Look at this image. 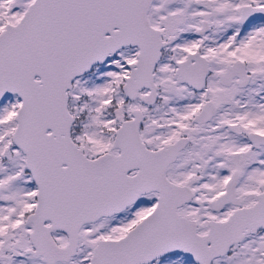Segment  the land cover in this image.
I'll use <instances>...</instances> for the list:
<instances>
[{
    "label": "snow or ice",
    "instance_id": "6c2138e0",
    "mask_svg": "<svg viewBox=\"0 0 264 264\" xmlns=\"http://www.w3.org/2000/svg\"><path fill=\"white\" fill-rule=\"evenodd\" d=\"M0 264H264V0H0Z\"/></svg>",
    "mask_w": 264,
    "mask_h": 264
}]
</instances>
